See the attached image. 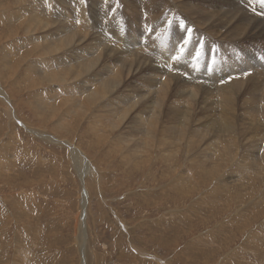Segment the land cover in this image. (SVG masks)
Returning <instances> with one entry per match:
<instances>
[{
  "label": "rangeland",
  "instance_id": "374dc122",
  "mask_svg": "<svg viewBox=\"0 0 264 264\" xmlns=\"http://www.w3.org/2000/svg\"><path fill=\"white\" fill-rule=\"evenodd\" d=\"M55 3L54 9L62 8ZM17 5L15 0H0V85L8 96L5 101L0 93V264L18 261L19 246L27 264H84L81 252L85 264H264V179L256 158L261 143L251 144L249 159L247 138L255 133L244 130L247 123L238 122L235 133L219 138L230 144L233 159L218 165L213 159L210 167L208 160L201 163L199 153L214 150L211 133L206 136L207 146L205 139L197 146L198 139L191 137L181 142L177 153L153 143L137 156L135 143L127 137L136 132L134 122L107 130L108 139L101 141L88 120L75 124L83 116L70 120L64 112L50 115L49 108L38 105L39 90L27 86L29 70L22 67L10 76V69L4 67V46L14 38L6 16H13ZM64 9L71 12L68 6ZM171 16L174 21L168 32L184 31L174 25L176 21H191L177 7L171 9ZM18 28L15 37L20 46L25 40ZM211 51L218 59L219 51ZM49 84L40 91L55 92ZM261 91V86L257 89L246 79L233 94L231 112L244 113L260 100ZM172 96L180 109L194 115L192 128L201 122L195 115L218 110L216 95L203 91L189 107L178 94ZM6 102L13 107L12 118ZM205 121L200 124L208 125ZM257 135L264 138L262 132ZM161 136L173 139L169 128ZM62 139L77 145L94 167L84 181L81 154ZM186 143L189 149L184 148ZM83 187L88 197L82 208Z\"/></svg>",
  "mask_w": 264,
  "mask_h": 264
},
{
  "label": "bare ground",
  "instance_id": "6f19581e",
  "mask_svg": "<svg viewBox=\"0 0 264 264\" xmlns=\"http://www.w3.org/2000/svg\"><path fill=\"white\" fill-rule=\"evenodd\" d=\"M29 1L31 4H20L21 0H15L18 8L13 16H6L14 29V38L4 46L7 51L3 65L10 69V76L19 69L22 71V67L29 70L27 86L39 90L38 105L49 108L50 115L64 112L70 120L83 116L80 121H74L75 124L88 120L92 133L102 138L101 141L108 139L107 130H119L124 122H134L136 132L127 133V137L135 143L133 151L137 156L145 153L143 147L150 150L153 143L156 148L159 144L166 151L177 153L181 142L191 137L198 139L197 146L205 139L203 144L207 146L206 136L211 133V143L216 142L214 150L207 155L199 153V157L201 163L208 160L212 166L213 159L216 165L233 159L230 144L219 138L235 133L238 122L247 123L244 130L255 134L247 138L250 143L246 156L251 159L248 148L260 141L256 158L263 181L264 138L257 134L264 133V62L256 57L255 51L264 54V7L258 0H85L84 3L69 0L74 6L68 5L66 0H55L56 5L62 6L55 9L53 0ZM66 6L71 12L64 9ZM173 7L191 20L185 24L194 27L191 42L179 60L172 57L187 33L167 31L168 21H174ZM72 14L75 19L71 18ZM174 25L179 26V21ZM18 26L25 40L20 46L15 37ZM148 28L153 31L149 33ZM198 41H202L203 49ZM212 49L220 53L215 59L221 62L219 66L212 63ZM197 50L201 51L198 59L195 58ZM80 52L83 55H79ZM248 70L252 73L245 76ZM246 79L257 89L262 87L261 98L244 113L236 114L231 112L233 94L245 85ZM47 82L55 92L40 91ZM217 83L220 87L207 86ZM200 91L216 95L214 101L218 110L214 114L195 115L201 122L205 119L208 125L199 122L192 128L190 122L195 119L194 115L188 109H180L172 95L178 94L189 107ZM0 93L7 101L1 85ZM7 104V114L12 118L13 107ZM74 112L76 115H71ZM130 127L133 129V125ZM166 128L172 140L161 136ZM61 141L81 154L80 178L84 181L94 167L77 145L65 139ZM138 145L142 147L140 150H137ZM188 147L186 143L184 148ZM83 190L82 208L88 197L84 187ZM83 224L84 219L80 225ZM19 248L15 252L19 259L14 264H27L23 248ZM84 255L80 253L85 264Z\"/></svg>",
  "mask_w": 264,
  "mask_h": 264
},
{
  "label": "snow or ice",
  "instance_id": "6c2138e0",
  "mask_svg": "<svg viewBox=\"0 0 264 264\" xmlns=\"http://www.w3.org/2000/svg\"><path fill=\"white\" fill-rule=\"evenodd\" d=\"M81 2L84 3L85 0H81ZM260 3H261V7H264V0H260ZM77 23H79L78 20H77ZM172 23H173V21L170 19L168 21L169 28H171ZM179 27L182 30H184L187 33V35L182 38V40L179 44V50H178L177 54L172 57L173 60H179L181 58V56L185 53L186 46L191 42L192 29L190 27H187L183 20L179 21ZM147 31L149 33H151L153 31V29L148 28ZM198 43L200 44V49H203L204 45H203L202 41H198ZM213 51H214V49H213ZM200 55H201V51L197 50L195 58L198 59ZM261 58L264 59V56H262ZM212 63H215V57L214 56L212 58ZM244 75L247 76L248 73H244Z\"/></svg>",
  "mask_w": 264,
  "mask_h": 264
}]
</instances>
